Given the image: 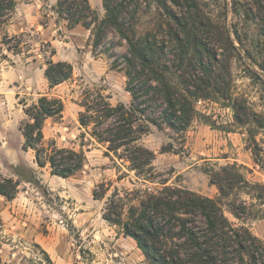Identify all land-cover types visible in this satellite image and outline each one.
I'll return each mask as SVG.
<instances>
[{
	"label": "rangeland",
	"instance_id": "1",
	"mask_svg": "<svg viewBox=\"0 0 264 264\" xmlns=\"http://www.w3.org/2000/svg\"><path fill=\"white\" fill-rule=\"evenodd\" d=\"M57 3L58 0H15L12 18L0 29V82L8 86L5 81L11 82L16 73L26 79V93L17 94L22 108L21 103L30 106L41 95L62 99L63 117L46 121L45 140L54 141L58 148L82 149L87 162L74 177L52 176L48 166L38 167L32 151L22 150L24 140L19 126L26 118L24 112L16 129L11 128L15 117L1 108L0 136L4 132L8 140L4 139L5 148L0 149V174L22 183L15 205L21 210L19 219L13 225L0 219V264H48L42 250L53 264H150L133 239L125 238L120 229L103 219L106 199L94 200L93 191L101 182L116 180V170L111 159L105 157L104 148L91 140L78 122L79 103L86 89L103 90L113 106H130L132 98L126 91L125 72L114 68V59L109 56L112 52L117 56L126 54L127 45L111 29L95 50L93 32L81 25L70 27L59 17ZM89 3L100 18L105 17L103 0ZM164 3L178 16L191 12L199 18L201 39L229 65L220 69L221 93L215 94L214 101L197 104L199 111L211 117L219 129L195 122L181 140L169 130L151 126L150 133L143 137L142 144L156 153L158 180H169V185L216 197L218 190L215 187L217 191H213L206 170L237 162L246 168L244 172L251 183L264 184V0H142V8L163 15L151 23L145 18V23L139 25L140 31L156 25L160 45L172 41L170 31H181L178 24L166 18ZM135 4L128 1L125 8L131 11ZM192 26L190 20L189 28ZM22 33L27 34L24 41L32 45L37 61L27 53L28 49L22 55H14L2 45L5 36ZM40 50H54L55 62L70 63L73 77L50 89ZM6 90L10 91L7 87ZM231 104L247 113L248 116L240 113V120L247 125L239 124L234 110L228 107ZM169 144L180 153H160ZM115 186L135 187L128 179ZM243 199L249 200L248 196ZM247 224L264 242V219Z\"/></svg>",
	"mask_w": 264,
	"mask_h": 264
},
{
	"label": "trees",
	"instance_id": "2",
	"mask_svg": "<svg viewBox=\"0 0 264 264\" xmlns=\"http://www.w3.org/2000/svg\"><path fill=\"white\" fill-rule=\"evenodd\" d=\"M128 1L136 3L131 11L125 8ZM141 3L142 0H103L104 18H100L89 0L57 3L59 17L70 27L81 25L93 32L95 50L111 29L127 45L126 54L117 56L112 52L109 56L114 59L113 67L125 72L126 91L132 98L130 106H113L101 89H86L79 103L81 128L104 148L117 176L114 181L98 184L93 198L106 199L103 219L120 229L125 238L133 239L150 264H264V242L247 224L264 219V184L251 183L245 167L234 162L206 170L211 186L218 190L216 197L169 185V180H158L156 153L142 144L143 137L150 133L151 126L169 130L181 140L195 122L219 129L211 117L199 111L197 104L214 101L215 94L221 93L220 69L227 67L229 61L219 59L217 50H211L201 39L199 18L191 12L178 16L165 3L162 7L166 18L178 24L181 31H170L172 41L160 45L156 25L144 31H140L139 25L145 23V18L151 23L163 15L142 8ZM14 12L15 0H0V29ZM26 36H5L2 45L14 55H22L28 49L27 53L37 61L32 45L24 41ZM40 53L50 89L73 77L70 63L53 60L54 50ZM21 104L26 117L19 126L24 140L22 150L32 151L38 167L48 166L52 176L69 179L81 172L87 162L82 149L58 148L54 141L45 140V123L63 117V100L44 95L30 106ZM228 107L234 110L240 125H247L240 120L244 110L236 104ZM160 153L180 151L169 144ZM127 179L135 187L115 186ZM21 183L0 174V197L13 201ZM245 196L248 201L243 199ZM35 247L41 249L39 245ZM42 254L48 264H53L46 251L42 250Z\"/></svg>",
	"mask_w": 264,
	"mask_h": 264
},
{
	"label": "crops",
	"instance_id": "3",
	"mask_svg": "<svg viewBox=\"0 0 264 264\" xmlns=\"http://www.w3.org/2000/svg\"><path fill=\"white\" fill-rule=\"evenodd\" d=\"M15 69L17 70L18 68H15ZM18 71L20 72L21 70L18 69ZM5 83L8 86H5L4 82H0V110H2L1 108L3 107L10 114V116L15 117L16 120L14 123H12L11 128L17 129L20 121L23 118L22 114L24 112L23 108L20 107V105L17 102V94H21V93L25 94L26 93L25 87L27 89L28 84H27L26 79L24 77H22L21 75H17V73L15 74V77L13 78V80H11V82L5 81ZM11 83H13V84L11 85ZM11 86H13V87H11ZM6 87L9 88L10 91H7ZM41 96H43V95H41ZM48 120H50V119H48ZM7 125H9V124H7ZM4 139L7 141L8 135H6V133L2 132V134L0 136V149L1 150H4V148H5ZM22 140H23V137H22ZM214 188H215V186H212L213 191L216 192L217 190H214ZM17 201H18V198L14 199L13 201H7V200L5 201V198L0 197V203L2 205L0 207V219L4 223H9V225H13L14 222L17 221V219H19V213L21 210H20V208H17V209L15 208ZM11 209H12V211H11ZM16 210H17V212H16ZM14 213H16L15 218H14ZM22 224L26 225V223H22Z\"/></svg>",
	"mask_w": 264,
	"mask_h": 264
},
{
	"label": "built area",
	"instance_id": "4",
	"mask_svg": "<svg viewBox=\"0 0 264 264\" xmlns=\"http://www.w3.org/2000/svg\"><path fill=\"white\" fill-rule=\"evenodd\" d=\"M198 103H201V101H200V102H198Z\"/></svg>",
	"mask_w": 264,
	"mask_h": 264
}]
</instances>
